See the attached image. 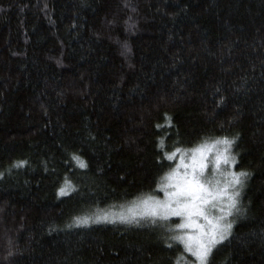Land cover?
<instances>
[{
  "label": "trees",
  "instance_id": "trees-1",
  "mask_svg": "<svg viewBox=\"0 0 264 264\" xmlns=\"http://www.w3.org/2000/svg\"><path fill=\"white\" fill-rule=\"evenodd\" d=\"M222 138L246 175L208 264H264V0H0V264H193L175 219L96 217Z\"/></svg>",
  "mask_w": 264,
  "mask_h": 264
},
{
  "label": "snow or ice",
  "instance_id": "snow-or-ice-1",
  "mask_svg": "<svg viewBox=\"0 0 264 264\" xmlns=\"http://www.w3.org/2000/svg\"><path fill=\"white\" fill-rule=\"evenodd\" d=\"M216 144L224 145V147L216 149L212 161L213 167L219 168L221 162L224 164L233 163L235 158L227 154L232 141L222 138L212 142V145ZM158 146L163 147L162 140ZM212 150L213 148L208 145L192 149L191 163L184 164L183 159L181 161L185 171L179 173L177 169L181 165H177L162 178L163 183L157 185L163 190V199L152 196L144 197L128 209V214H121L118 218L131 222L136 217H151L152 222L155 223L157 219L167 220L173 216L183 217L182 222L174 226L180 231L171 239L181 242L184 249L196 257L198 264H208V257L213 248L231 233L233 222L228 221L226 217L232 215V210L236 207V198L239 196L236 186H242V177L246 175L243 172L232 173V180L224 187H220L218 181L213 183L206 178L204 176V169L207 167L205 160L207 153ZM178 152L181 150L177 148L174 152L165 153V156L168 160H172ZM181 156L183 157L182 153ZM73 159L81 168L86 167L79 157L73 156ZM24 163V161H19L17 165L22 166ZM228 187L233 189L232 192L226 191ZM70 191H72L71 182L66 180L64 186L59 189V193L64 195ZM223 197H227V207L220 204ZM211 209H216L220 214H210ZM89 219V217L78 218L76 222L86 224ZM96 219L107 220L109 214L104 213L97 216ZM201 219L203 223L198 222ZM186 229L195 231H185Z\"/></svg>",
  "mask_w": 264,
  "mask_h": 264
},
{
  "label": "rangeland",
  "instance_id": "rangeland-1",
  "mask_svg": "<svg viewBox=\"0 0 264 264\" xmlns=\"http://www.w3.org/2000/svg\"><path fill=\"white\" fill-rule=\"evenodd\" d=\"M204 145H208V146H211L213 148L212 151L207 153V157H206V160H205V163L207 164V167L204 169V176L206 178H208L209 180H211L213 183L218 181L219 182V186L220 187H224L228 182H230L232 180V175L231 174L235 173L234 170H233V163L224 164L223 162H221L219 168H214L213 164H212V161L214 160V157H215V151H216L217 148H223L224 145H221V144L212 145V143L204 144ZM191 150L178 152L172 159L175 162L173 168H176L177 165H181L182 159H183V163L184 164H190L191 163V157H192V151ZM181 153L183 154V157L181 156ZM227 154L233 157V154L231 152V146L229 147ZM177 171L179 173H183L185 171V169L181 165V167H179L177 169ZM242 181H243V178H242ZM161 183H163V180L161 181ZM236 187L239 190V196L236 198L237 199V204H236V207L232 210V215L226 217V219L228 221H231V222L235 218V216L239 213V210H240V197H241V193H242L241 190H242V187H243V183H242V186L241 185H237ZM232 190L233 189L231 187H228L226 189V191H228L229 193L232 192ZM147 196H152V197H155L157 199H163L164 198V193H163L162 189L158 188L156 194H151V195H147ZM147 196H145V197H147ZM142 198H144V197H142ZM142 198H140V199H142ZM140 199H138V200H136L134 202H131L129 204L123 205L120 208H116L114 210L109 211V213H108L109 214V219H107V220H110V221H113V220L123 221V220H120L118 217L121 214H128V209L130 207H132L133 204L137 203ZM220 204L223 207H227V197L221 198ZM210 214L219 215L220 213L216 209H211L210 210ZM146 219L152 220L151 217H136V219L133 220V221L146 220ZM171 219L177 220L176 224H178V223H181L184 218L183 217H175V216H173V217H169L167 220H171ZM157 220H159V219H157ZM198 222L199 223H203L202 219L199 220ZM178 231H180V230L176 229V233H178ZM185 231H195V230L194 229H186ZM189 254L191 255V257L193 259V264H198L196 257L193 256L191 253H189Z\"/></svg>",
  "mask_w": 264,
  "mask_h": 264
}]
</instances>
